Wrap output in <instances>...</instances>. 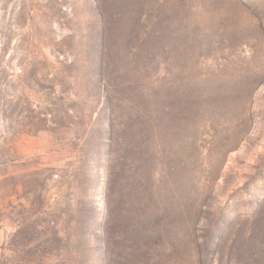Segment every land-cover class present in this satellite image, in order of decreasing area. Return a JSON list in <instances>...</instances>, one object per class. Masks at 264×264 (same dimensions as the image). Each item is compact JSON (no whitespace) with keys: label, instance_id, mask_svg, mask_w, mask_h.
<instances>
[{"label":"rangeland","instance_id":"374dc122","mask_svg":"<svg viewBox=\"0 0 264 264\" xmlns=\"http://www.w3.org/2000/svg\"><path fill=\"white\" fill-rule=\"evenodd\" d=\"M0 231V264H264V0H0Z\"/></svg>","mask_w":264,"mask_h":264},{"label":"crops","instance_id":"0c3cea01","mask_svg":"<svg viewBox=\"0 0 264 264\" xmlns=\"http://www.w3.org/2000/svg\"><path fill=\"white\" fill-rule=\"evenodd\" d=\"M3 244H4V237H3L2 232L0 231V252H1V250H2V246H3Z\"/></svg>","mask_w":264,"mask_h":264},{"label":"bare ground","instance_id":"6f19581e","mask_svg":"<svg viewBox=\"0 0 264 264\" xmlns=\"http://www.w3.org/2000/svg\"><path fill=\"white\" fill-rule=\"evenodd\" d=\"M255 110H256V108H255Z\"/></svg>","mask_w":264,"mask_h":264}]
</instances>
